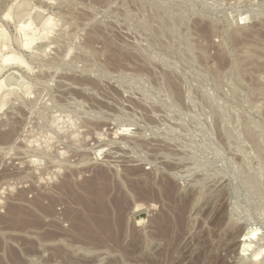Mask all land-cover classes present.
<instances>
[{
	"label": "rangeland",
	"instance_id": "rangeland-1",
	"mask_svg": "<svg viewBox=\"0 0 264 264\" xmlns=\"http://www.w3.org/2000/svg\"><path fill=\"white\" fill-rule=\"evenodd\" d=\"M4 78L0 264H264V0H0Z\"/></svg>",
	"mask_w": 264,
	"mask_h": 264
},
{
	"label": "bare ground",
	"instance_id": "bare-ground-1",
	"mask_svg": "<svg viewBox=\"0 0 264 264\" xmlns=\"http://www.w3.org/2000/svg\"><path fill=\"white\" fill-rule=\"evenodd\" d=\"M30 24H28V23H26V24H24L23 25V27H22V33L25 35V36H28V34L30 33ZM2 33H3V31H2ZM3 34H5V33H3ZM6 37H4V39H5ZM4 46V45H3ZM6 81L7 80H5V78L4 79H1L0 80V93L2 92V91H4V89H6L7 88V85H6ZM8 82V81H7ZM97 179V182L95 183V184H97V186H95V184L94 183H91V182H89V183H87V184H85V186H83L84 187V190H85V193H84V195L83 196H81V197H79V196H77L76 197V195H75V199H80V200H82L83 199V201L85 200V201H87V200H90V199H96V196L98 197L99 195H100V202L101 201H103L104 200V198H105V191H104V185L106 184V183H108L107 181H106V179L105 178H96ZM98 181H100V184H98ZM97 189H96V188ZM72 195V194H71ZM151 197V196H150ZM155 197V196H154ZM168 199L169 200H171V201H173V200H175V199H177L176 197H175V195L174 194H168ZM173 204V203H172ZM115 207V206H114ZM172 208V207H171ZM135 209V208H134ZM173 209V208H172ZM135 210H137L138 211V209H135ZM118 211V212H117ZM116 211V209H113V217L116 215V216H119V210H117ZM136 211V212H137ZM181 211V210H180ZM101 216H103V217H101ZM99 218H95L96 219V221H94L91 217H88L87 218V220L85 221V223H86V226H89L90 228H88V232H90L92 235L93 234H95V235H100V236H103V237H111V239L110 240H112L113 241V243H115L116 242V244H118V242H119V238H117V236H118V234L119 233H121L120 232V228H119V226H118V222L117 223H115L114 225H113V228L111 229V228H108V226L106 225V224H108V223H103V222H105V221H101L102 220V218H105V216H106V214H107V212H105L104 210H102V212L100 213L99 212ZM69 217V216H68ZM91 218V219H90ZM115 218V217H114ZM178 220H177V222H178V225L179 226H181L182 225V218L181 217H179V218H177ZM115 220V219H114ZM114 222H116V221H114ZM162 222V221H161ZM73 223H75L74 221H73ZM95 223H98L97 225L95 224ZM163 223V222H162ZM103 224H105L106 225V228L103 226ZM73 226L75 227H81V229L83 230V221L82 222H78V223H76V224H73ZM175 226H177V225H175ZM124 232H125V230H124ZM122 234V233H121ZM91 235V236H92ZM117 235V236H116ZM248 241V240H247Z\"/></svg>",
	"mask_w": 264,
	"mask_h": 264
}]
</instances>
